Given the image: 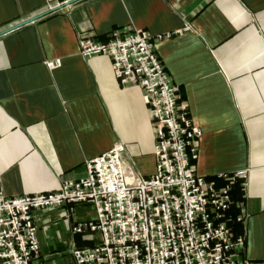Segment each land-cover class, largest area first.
<instances>
[{"label": "crops", "instance_id": "obj_1", "mask_svg": "<svg viewBox=\"0 0 264 264\" xmlns=\"http://www.w3.org/2000/svg\"><path fill=\"white\" fill-rule=\"evenodd\" d=\"M70 0H0V32ZM144 31L201 131L197 176L225 184L238 173L244 264H264V0H82L0 37V188L5 197L55 191L81 179L115 144L142 177L154 174V128L140 88L122 87L107 56L85 59L82 37ZM158 37L161 39L158 40ZM60 61L50 71L46 63ZM238 196V194L236 195ZM39 258L74 264L97 234L89 204L33 213Z\"/></svg>", "mask_w": 264, "mask_h": 264}, {"label": "built area", "instance_id": "obj_2", "mask_svg": "<svg viewBox=\"0 0 264 264\" xmlns=\"http://www.w3.org/2000/svg\"><path fill=\"white\" fill-rule=\"evenodd\" d=\"M79 47L85 59L107 56L122 87L141 89L155 130L154 174L145 178L127 168L125 147L118 143L88 161L83 178L55 191L8 198L0 188V264L37 260L33 213L68 204L92 206L93 220L74 232L99 236L92 247L72 249L74 264H244L245 240L233 226H242L245 216H231L230 198L242 174L223 176L221 189L197 176L201 131L157 57L153 38L118 30L106 43L82 37ZM46 67L52 71L60 61Z\"/></svg>", "mask_w": 264, "mask_h": 264}, {"label": "water", "instance_id": "obj_3", "mask_svg": "<svg viewBox=\"0 0 264 264\" xmlns=\"http://www.w3.org/2000/svg\"><path fill=\"white\" fill-rule=\"evenodd\" d=\"M80 1H82V0H70V1H67V2L63 3L62 5H60L58 7H54L52 9H50L46 13H43V14L38 15L36 17H32V18H30L28 20H25V21H23L21 23H18V24L14 25V26L12 25V27H9L8 29H6L4 31H1L0 32V37L4 36V35H6V34H8L10 32H13V31H15V30H17L19 28H22V27H24V26H26L28 24L34 23L35 21L40 20V19L44 18L45 16H47V15H49L51 13H54V12H57V11L62 10L64 8H67V7H69V6H71V5L75 4V3L80 2Z\"/></svg>", "mask_w": 264, "mask_h": 264}, {"label": "trees", "instance_id": "obj_4", "mask_svg": "<svg viewBox=\"0 0 264 264\" xmlns=\"http://www.w3.org/2000/svg\"><path fill=\"white\" fill-rule=\"evenodd\" d=\"M240 179H236V182L231 186L230 198H231V213L239 210L238 203L242 200L241 198V184ZM238 194V196H236Z\"/></svg>", "mask_w": 264, "mask_h": 264}]
</instances>
